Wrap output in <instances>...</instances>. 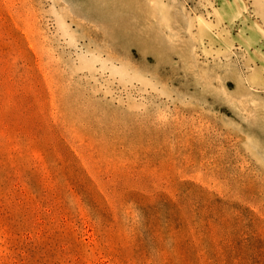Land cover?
I'll return each instance as SVG.
<instances>
[{"label": "rangeland", "instance_id": "374dc122", "mask_svg": "<svg viewBox=\"0 0 264 264\" xmlns=\"http://www.w3.org/2000/svg\"><path fill=\"white\" fill-rule=\"evenodd\" d=\"M0 264H264V0H0Z\"/></svg>", "mask_w": 264, "mask_h": 264}]
</instances>
